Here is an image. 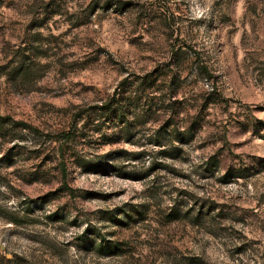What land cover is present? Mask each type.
Here are the masks:
<instances>
[{
  "label": "rangeland",
  "instance_id": "374dc122",
  "mask_svg": "<svg viewBox=\"0 0 264 264\" xmlns=\"http://www.w3.org/2000/svg\"><path fill=\"white\" fill-rule=\"evenodd\" d=\"M0 117V264H264V0H0Z\"/></svg>",
  "mask_w": 264,
  "mask_h": 264
},
{
  "label": "trees",
  "instance_id": "16d2710c",
  "mask_svg": "<svg viewBox=\"0 0 264 264\" xmlns=\"http://www.w3.org/2000/svg\"><path fill=\"white\" fill-rule=\"evenodd\" d=\"M151 90H153L152 95L157 92L161 93V90H155L153 82L150 83L147 79H142L141 81L140 79H124L115 89L114 94L106 103L101 106L92 107L91 109L86 110L78 115L76 126L82 123V130H80V134H82L90 126L96 128L97 126H100L101 123L109 125L112 124L113 126L120 125L122 131L128 129L133 121L139 122L140 120H145L144 122L146 123H159L160 118L166 117V100L161 97L158 99L151 98ZM176 104L177 103L175 101L171 106L176 109ZM171 106H169V108H171ZM181 110L183 111V109ZM139 111H144V113L140 114ZM129 118H131L133 121L130 122L131 119L129 120ZM6 120L9 121V119ZM14 124L19 127L29 129L34 133L37 132L36 129L28 126L25 123ZM167 124L168 126L170 125V123ZM98 130H94L93 132L97 133L99 132ZM161 134L162 132H159L157 135L160 136ZM69 135L70 133L62 135L60 140H62L64 144L71 143L72 141ZM155 146L162 148L159 143H157ZM62 154L64 155L65 153L62 152Z\"/></svg>",
  "mask_w": 264,
  "mask_h": 264
}]
</instances>
